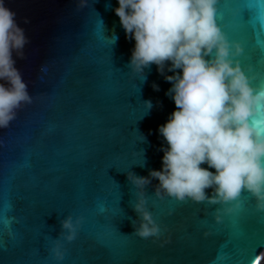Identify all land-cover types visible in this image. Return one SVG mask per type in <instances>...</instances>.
I'll use <instances>...</instances> for the list:
<instances>
[{
  "label": "water",
  "instance_id": "water-1",
  "mask_svg": "<svg viewBox=\"0 0 264 264\" xmlns=\"http://www.w3.org/2000/svg\"><path fill=\"white\" fill-rule=\"evenodd\" d=\"M4 3L28 38L15 59L32 99L0 127V264H131L130 256L135 264H254L264 210L247 191L229 212L228 203L157 195L152 178L144 194L160 234L133 232L138 189L127 171L161 168L157 129L175 105L155 64L143 82L129 68L134 41L113 11L117 0ZM214 9L219 29L240 46L233 62L252 87L264 86V0H216ZM248 121L264 134V104ZM68 214L80 218L71 241L60 227Z\"/></svg>",
  "mask_w": 264,
  "mask_h": 264
},
{
  "label": "clouds",
  "instance_id": "clouds-1",
  "mask_svg": "<svg viewBox=\"0 0 264 264\" xmlns=\"http://www.w3.org/2000/svg\"><path fill=\"white\" fill-rule=\"evenodd\" d=\"M215 2L117 0L113 9L126 38L134 41L129 68L142 74L143 82L144 70L155 64L170 82L165 95L175 105L157 129L164 141L161 168L149 169L147 176L127 171L138 189L135 202L130 201L136 218L128 219L142 238L161 231L144 194L152 178L158 180L157 195L163 190L181 201L228 203L232 206L225 211L230 212L240 206L241 192L247 191L264 210V134L248 121L250 113L264 104V86L252 87L233 62L232 56L241 49L215 23ZM27 39L15 12L0 0V127H7L17 109L32 99L15 59L23 55ZM152 87L159 90L156 82ZM143 103L147 109L153 106L151 99ZM79 224L80 218L74 220L71 214L61 219L64 239H74ZM53 251L62 258L58 244Z\"/></svg>",
  "mask_w": 264,
  "mask_h": 264
},
{
  "label": "snow or ice",
  "instance_id": "snow-or-ice-1",
  "mask_svg": "<svg viewBox=\"0 0 264 264\" xmlns=\"http://www.w3.org/2000/svg\"><path fill=\"white\" fill-rule=\"evenodd\" d=\"M113 166H114L115 168H117V170H119V168H118V167L116 166V164H114V163H113L111 166H109V167H113ZM109 167H108V168H109ZM108 168H107V169H108ZM106 171H107V170H106ZM107 177L110 178V181H111L113 184L118 185V184H117V183H116V182H115L110 176H108V174H107ZM118 207H119V204H118ZM119 208H120V207H119ZM120 209H121V208H120ZM121 210H123V209H121ZM123 212H124V211H123ZM117 215H119V213H117ZM261 215H264V213H261ZM124 216H125V215H124ZM124 216H123V218H124ZM129 255H130V254H129ZM130 258H131V264H135V257H131V256H130Z\"/></svg>",
  "mask_w": 264,
  "mask_h": 264
},
{
  "label": "bare ground",
  "instance_id": "bare-ground-1",
  "mask_svg": "<svg viewBox=\"0 0 264 264\" xmlns=\"http://www.w3.org/2000/svg\"><path fill=\"white\" fill-rule=\"evenodd\" d=\"M254 264H264V250L261 252Z\"/></svg>",
  "mask_w": 264,
  "mask_h": 264
}]
</instances>
